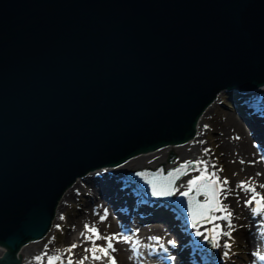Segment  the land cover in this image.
I'll use <instances>...</instances> for the list:
<instances>
[{"label": "water", "instance_id": "95a60500", "mask_svg": "<svg viewBox=\"0 0 264 264\" xmlns=\"http://www.w3.org/2000/svg\"><path fill=\"white\" fill-rule=\"evenodd\" d=\"M263 86L264 0H0V264L78 177L187 142L221 90Z\"/></svg>", "mask_w": 264, "mask_h": 264}, {"label": "rangeland", "instance_id": "374dc122", "mask_svg": "<svg viewBox=\"0 0 264 264\" xmlns=\"http://www.w3.org/2000/svg\"><path fill=\"white\" fill-rule=\"evenodd\" d=\"M201 123H202L201 126L202 129L200 132H198L199 133L198 140L201 143L200 148H202L201 154L202 155L205 154V149L211 150L207 155L204 156L205 159L203 161H206L207 164H209L208 166L210 168L212 167V165H215L216 170H218L221 167L224 169L222 172H218L219 175L221 176V180H223L224 178L232 179V177H234L237 179V181L238 180L241 181L242 177L240 178L239 176L236 177L235 171L232 169L233 167L232 163L234 160L230 158V156L226 155L225 150H223V147L221 146L222 141H224V139L226 138L227 134L230 131H231L230 135H232L233 138L239 137L240 136L239 134H235L236 132L235 130H237V132L239 133L241 130V132L244 135H246L245 143L248 150L252 151L253 148L251 147L253 145L251 143V140L253 141V138L250 135H248L247 131H245L246 130L245 124L243 123V120L240 118V116L237 114L234 105L231 104V101H229V97L227 96V93L225 94V92L221 91L216 95V99L212 102L211 109L208 111V114L204 117V121ZM193 140L194 137H192V139L188 140L187 142H182V144L178 143L173 145L174 146L173 148L170 147L166 149V147L163 146V147H158V149H154L155 152L160 151L163 154V155L161 153L157 154L158 157L160 156L162 158L160 159L161 162L159 161L158 164L156 165L164 164V166L170 167V165L177 166L191 161V160L185 161L186 159L184 160L180 159L181 155L179 148L186 146L185 144L187 143L191 144ZM154 151H151L149 153L152 152L154 153ZM171 151L172 152L174 151L175 158L173 160L174 162L169 164L167 159L169 158V153ZM144 154L139 153V155H135V157H140V156L143 157ZM128 161H130V159L126 160V162ZM136 167L131 166L132 169H135ZM209 167L208 169L211 170ZM97 171L98 169L95 172ZM194 173H195L194 169L189 170L188 174H190V177L189 179L186 180L185 184L188 183V181L191 179V175L193 176ZM246 177H248V175ZM242 181L245 180L243 179ZM85 193L89 196H86ZM93 194L94 193L92 189H90V187H88L81 180L77 184H74V186H71L67 190V195H66L67 204L66 203L63 204L62 209L58 211L59 213L56 216L57 218L54 221V225L52 226L50 231L44 237H42L41 240H39V242L36 244V247H33L32 253L30 254L23 253V256L20 258L21 261L19 264H47L45 254L56 255L57 254L56 251L60 249L62 251L64 250L63 254L66 255L65 249H67L70 246V244L72 245L73 243L80 245V247L77 248L78 251L76 250L77 253H80V255L84 253L83 249L84 247H88L89 243H85L79 233L84 232L85 230L83 229L84 225L85 224L89 225V223H86L85 221H81L80 218L82 217V214L92 215V213H90L92 210L91 207H97L98 211L101 208L100 212H102L103 209V207H101L102 201L97 196L93 197L94 199L91 203H87V201L89 200L88 198ZM246 198L247 197L244 196V202ZM61 217H63V219H61ZM98 217H100L99 219L101 220L100 214ZM236 227L237 229L234 232L232 238L234 250L230 264H248L250 261L248 260V258L251 256L253 248H250L249 245H247V241H245V238H246V233L250 231L251 226H249L248 224L240 223V225H236ZM158 230H160V232H164L160 228H158ZM115 231L116 230L113 228V230L107 232V234L111 232L114 233ZM107 234L104 235L107 236ZM37 257H41L42 259L38 261Z\"/></svg>", "mask_w": 264, "mask_h": 264}, {"label": "snow or ice", "instance_id": "6c2138e0", "mask_svg": "<svg viewBox=\"0 0 264 264\" xmlns=\"http://www.w3.org/2000/svg\"><path fill=\"white\" fill-rule=\"evenodd\" d=\"M207 127V126H206ZM238 140L239 137H236ZM211 150L205 149V155H207ZM241 164L244 163L243 160L240 161ZM203 165L201 168L200 166ZM208 164L206 161L197 160L196 162H186L182 164L179 168L175 169L172 172L168 173V176L165 177V182L160 184L155 180H149L148 182L152 186V195L157 197H167L172 196L177 190L175 188V181L180 179L181 176L187 175L190 169H194L200 172L199 176L192 178L187 183V191L181 193L184 197H187L190 205L192 206V225L195 228L197 224L202 221L214 222L217 220L227 221V227L230 230H234L235 226L232 224L233 213L228 209L226 205L222 204L221 196L223 195L224 199L228 198V195L232 194L233 189L228 188L229 181L225 178L221 180L218 172H222L224 169L221 167L218 170L212 172L208 171ZM215 169L216 166L212 165ZM257 176L262 175L261 173H256ZM257 187L264 189V183L254 185L251 180L241 181L236 185V188L244 193L246 197H249L245 200V207L250 208L251 212L255 216H264V195H261L257 191ZM195 193V196H204L205 200L203 203L196 201L195 197L192 195ZM237 203H239V197H237ZM223 213L221 216L212 215L213 213ZM63 219V217H61ZM104 217H101L103 220ZM59 227V226H57ZM84 232H81L80 235L83 238L85 243H89L91 247H84L85 255L78 259L74 260L73 254L74 250L80 247L73 243L67 249H65V254H56V255H46L47 264H85L86 261L91 259L95 264H104V261H107V264H118L116 257L113 255L117 252V248L114 246V241L117 243H128L130 237L128 236H105L102 235L99 229L95 225L89 226L85 224ZM197 235H200L197 232ZM224 235L231 238V231H222L220 226L217 224L212 229L211 243L213 247H221L218 237ZM98 241H105V244H98ZM133 250L136 248V244L132 245ZM225 249L223 255L225 258L229 256V249L231 245L225 243L223 245ZM261 260H264V256L259 257ZM41 257H37V260H41Z\"/></svg>", "mask_w": 264, "mask_h": 264}, {"label": "bare ground", "instance_id": "6f19581e", "mask_svg": "<svg viewBox=\"0 0 264 264\" xmlns=\"http://www.w3.org/2000/svg\"><path fill=\"white\" fill-rule=\"evenodd\" d=\"M211 107H212V105L208 106V108L206 110H204L202 115L199 117V121L196 123L197 124L196 128H195L196 132H195V136H193L194 137L193 142L191 144L187 143V144H185L186 146L179 148L180 155H181L180 159H182V160L186 159L185 161L191 160L193 162L194 161L196 162L197 160H204L205 159V157H204L205 154H203V155L201 154L202 148H200L201 143L198 140L199 139L198 138L199 137L198 132L201 131V129H202L201 128V126H202L201 122L204 121V117L208 114V111L211 109ZM229 124H231V123H229ZM245 129H246L245 131H247L248 135H250V133H249L250 129H248V128H245ZM235 131H236L235 134L240 135L239 139L237 140L236 138H233L232 135H230V133H231V131H230L227 134L224 141H222L221 146L223 147V150H225L226 155L230 156V158H232L234 160L232 163L233 164L232 169L235 171L236 177L237 176H239V178L242 177L241 181L243 179L245 181L251 180V182L254 185L258 186L259 184L263 183V181H264V159L262 156L258 155L257 148H255L254 146L251 147V148H253L252 151L248 150L246 143H245L246 142V138H245L246 135H244L241 132V130H240V133L237 132V130H235ZM191 139H189V140H191ZM251 143L253 144L252 140H251ZM179 144H182V143H179ZM173 145H175V143L163 145V146L166 147V149H168L170 147L173 148L174 147ZM149 152H151V151H149ZM149 152H144L145 154L143 153L144 154L143 157L140 156V157H135V158L132 157V159L130 158V161H128L126 163L124 162V164L121 165V170L126 169L127 167L131 168V166H133V167L137 166L136 167L137 169H141V168H144L146 166H149V167L155 166L156 164H158V162L162 158L160 156L159 157L157 156V154H159L161 152L160 151H157V152L154 151V153L153 152L149 153ZM127 160H129V159H127ZM241 160L244 161L243 164L240 163ZM104 167H106V166H104ZM200 167L202 168L203 165H201ZM99 169L102 170V168H99ZM210 169L211 170L208 169L209 172L216 170L212 167ZM194 172L197 174V176L200 175L199 171L194 170ZM258 172L261 173L262 175L257 176L256 173H258ZM195 173H194V175H195ZM218 175H219V173H218ZM247 175L249 178L246 177ZM189 177H190V174H187V175L181 176L180 179L177 180V183L175 184V188L177 189L176 191L180 190L179 188H182V185H187V184H185V182L187 179H189ZM220 178H221V176H220ZM191 179H192V177H191ZM78 180L80 181L81 178L78 177L75 180V182L72 184V186H74V184H77L79 182ZM228 181L230 183L227 187L230 189H233L234 191L232 192V194L228 195L227 199H224L222 196L221 201H222V204L226 205L228 207V209L233 213L232 224L235 225L237 223H240V221L244 222L243 221L244 218H246V219H247V217L249 218V208L244 206V204H245L244 193L236 188V185L241 181H239V180L237 181V179L234 177H232V179L231 178L228 179ZM106 187L109 188V191L111 190L112 192H114V189H113L114 182L108 181V184L106 185ZM257 191H260V192L262 191L263 195H264V189H260L259 187H257ZM66 195H67V190L57 205L56 216L59 213L58 211L60 209H62V205L65 203L67 204V202H66L67 196ZM237 197H239V203H237ZM165 213H166L165 215H167V218L169 220H171L170 219L171 215L168 212H165ZM100 215L102 216L103 212H101ZM56 216H55V219L57 218ZM55 219H54V221H55ZM80 220L85 221L86 223H89L90 226L95 225L99 229L101 234H107V232H109V231L113 230V228H115V225H114L115 221H111L110 217L106 221L102 222L99 219V217L94 216L93 213H92V215H88V214L83 215L82 214V217L80 218ZM213 223L214 222H208V221H205V223H203V226H205L206 230H208L209 235L211 234L210 232H212V229H213L212 224ZM115 224H116V222H115ZM223 224L227 225V221H225ZM53 225H54V223H53ZM157 225L158 224H156V225L154 224V226H152V227L144 226V231H143L144 233L143 234L147 238L149 237L151 239V241L155 238L154 236L158 237L160 235V237H161L164 234V232H160V230H158L159 227ZM117 229H118V227H117ZM206 234H207V232H206ZM164 238L165 237H163V239ZM41 239H42V237H41ZM41 239L31 240V241H28L26 244H23L17 253L19 259L23 256V253H26V254L32 253L33 247H36V244ZM245 241H247V245H249L250 248H257L258 247V249H260L261 252L264 253V234L263 233L259 234V231L257 230L256 226L250 228V231L246 233ZM153 242H151V243H153ZM97 243L103 245V244H105V241H98ZM88 245L91 247L90 244H88ZM116 246H117L116 247L117 252L115 253V255L117 254V256H115V255L114 256L116 257L118 264H119V261H120V264H134L135 259L132 257L133 255H132L129 247L126 244L125 245L120 244L119 246L118 245H116ZM75 251L76 250H74V252ZM77 251H76V253H77ZM5 252H7V249L4 246L2 247L0 245V256H3V254ZM56 252H57V254H63L64 250L62 251V250L58 249ZM141 259L143 261V258H141ZM148 260H149V258L146 257L144 259V262H146L147 264L153 263L152 261L150 262ZM85 264H95V262H93V261H91V259H89L88 261L85 262ZM104 264H107V261H104Z\"/></svg>", "mask_w": 264, "mask_h": 264}]
</instances>
